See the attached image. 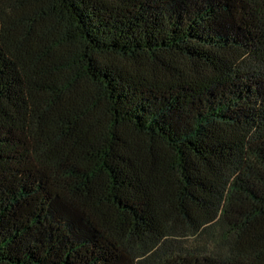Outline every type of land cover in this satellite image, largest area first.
I'll return each instance as SVG.
<instances>
[{
  "label": "trees",
  "instance_id": "1",
  "mask_svg": "<svg viewBox=\"0 0 264 264\" xmlns=\"http://www.w3.org/2000/svg\"><path fill=\"white\" fill-rule=\"evenodd\" d=\"M0 264H264V0H0Z\"/></svg>",
  "mask_w": 264,
  "mask_h": 264
}]
</instances>
